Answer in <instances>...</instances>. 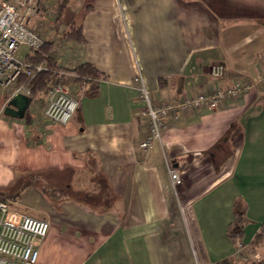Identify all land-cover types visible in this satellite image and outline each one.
Segmentation results:
<instances>
[{
	"label": "crops",
	"instance_id": "1",
	"mask_svg": "<svg viewBox=\"0 0 264 264\" xmlns=\"http://www.w3.org/2000/svg\"><path fill=\"white\" fill-rule=\"evenodd\" d=\"M73 26L84 43L63 40ZM34 27L52 50L60 44L63 83L80 102L56 126L40 117L46 98L17 119L0 96V195L51 225L37 264H264V238L254 243L264 231V85L169 118L148 154L137 149L148 129L133 85L140 72L158 104L210 89L213 65L225 68L221 88L256 79L264 0H49ZM85 64L105 76L96 97L76 84ZM237 202L246 223L235 245Z\"/></svg>",
	"mask_w": 264,
	"mask_h": 264
},
{
	"label": "built area",
	"instance_id": "2",
	"mask_svg": "<svg viewBox=\"0 0 264 264\" xmlns=\"http://www.w3.org/2000/svg\"><path fill=\"white\" fill-rule=\"evenodd\" d=\"M46 10H49V0H3L0 3V96L6 95V106L17 95L31 100L28 110L40 106L33 96L29 82L48 69L44 63L33 64L24 60L19 57V53L27 48L30 54H42L47 42L41 30L34 27V22L42 19ZM60 50L59 44L51 54L58 63L62 62ZM43 56L48 58V55ZM224 74L223 65H213L209 71L213 82L210 89L188 94L178 102L154 104L143 76L138 72L133 85L145 104L143 117L148 133L137 149L142 154H148L161 141L169 118L179 119L187 113L201 110L217 111L229 104L233 105L254 87L264 85L263 71L254 80L245 79L230 87L221 88L219 81ZM67 75L62 70L60 79L63 80ZM79 103V99L72 95L68 87L62 83L56 84L46 96L40 117L52 125L67 126L78 111ZM170 177L174 187L182 183L175 170L170 172ZM50 229L48 219L34 217L17 202H9L0 195V264H37L40 245L47 238Z\"/></svg>",
	"mask_w": 264,
	"mask_h": 264
},
{
	"label": "trees",
	"instance_id": "3",
	"mask_svg": "<svg viewBox=\"0 0 264 264\" xmlns=\"http://www.w3.org/2000/svg\"><path fill=\"white\" fill-rule=\"evenodd\" d=\"M9 1V0H4ZM63 40L84 43V37L82 30L78 27H72L63 35ZM52 45L47 43L43 49L42 54H30L28 57V62L33 64L44 63L48 69L47 72L39 74L34 80L29 82V86L32 90L33 96L38 100H44L50 91V89L59 83L64 84L63 80L60 79V72L63 70L60 67L55 59L52 58L51 52ZM43 55H48V58L45 59ZM76 75V84L82 86L83 96L87 97H96L99 92L100 82L104 79V75L101 74L93 65L85 64L80 66L75 70ZM79 109V108H78ZM246 223L245 220V211L242 208L240 203L235 204V215L234 220L231 225L228 227V237L235 244H240V240L243 237V229ZM264 238V231L260 233L255 241L259 242ZM224 264H228L225 262ZM255 264V263H249Z\"/></svg>",
	"mask_w": 264,
	"mask_h": 264
},
{
	"label": "water",
	"instance_id": "4",
	"mask_svg": "<svg viewBox=\"0 0 264 264\" xmlns=\"http://www.w3.org/2000/svg\"><path fill=\"white\" fill-rule=\"evenodd\" d=\"M31 100L23 95H17L12 98L6 108L4 114L13 118L23 119L29 108Z\"/></svg>",
	"mask_w": 264,
	"mask_h": 264
},
{
	"label": "rangeland",
	"instance_id": "5",
	"mask_svg": "<svg viewBox=\"0 0 264 264\" xmlns=\"http://www.w3.org/2000/svg\"><path fill=\"white\" fill-rule=\"evenodd\" d=\"M65 34V33H64ZM30 53V51L27 48H23L22 51L19 53V57L21 58H25V56ZM50 54H52V48H51V52ZM64 81V80H63ZM70 88V87H69ZM71 89V88H70ZM76 97V96H75Z\"/></svg>",
	"mask_w": 264,
	"mask_h": 264
}]
</instances>
